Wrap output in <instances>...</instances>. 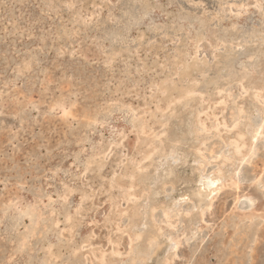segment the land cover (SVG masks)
Wrapping results in <instances>:
<instances>
[{"label":"rangeland","instance_id":"rangeland-1","mask_svg":"<svg viewBox=\"0 0 264 264\" xmlns=\"http://www.w3.org/2000/svg\"><path fill=\"white\" fill-rule=\"evenodd\" d=\"M263 88L264 0H0V264H264Z\"/></svg>","mask_w":264,"mask_h":264},{"label":"bare ground","instance_id":"bare-ground-1","mask_svg":"<svg viewBox=\"0 0 264 264\" xmlns=\"http://www.w3.org/2000/svg\"><path fill=\"white\" fill-rule=\"evenodd\" d=\"M194 55V54H193ZM190 59V58H189ZM196 60V59H195ZM194 60V62H196ZM193 62V61H192ZM188 63V62H187ZM189 63H191V62H189ZM193 64V63H192ZM192 68V67H191ZM198 68V67H197ZM193 69V68H192ZM185 71V70H184ZM181 72V71H180ZM184 73V72H183ZM188 73V72H187ZM192 73V72H191ZM191 73H189L190 75H191ZM194 73V72H193ZM182 74V73H181ZM183 75V74H182ZM189 75V76H190ZM191 77V76H190ZM194 82V81H193ZM196 82V81H195ZM197 83V82H196ZM159 84V83H158ZM166 85V84H165ZM158 87V86H157ZM190 87V86H189ZM242 87V86H241ZM246 87H247V85H246ZM224 88V87H223ZM158 89V88H157ZM163 89V88H162ZM182 89V88H181ZM199 89V88H198ZM165 90V89H164ZM186 90H188V89H186ZM200 90V89H199ZM220 90V89H219ZM243 90V89H242ZM241 90V91H242ZM252 90V89H251ZM255 90V89H254ZM263 90H264V88H263ZM162 91V90H161ZM165 92V91H164ZM196 92V91H195ZM194 92V93H195ZM216 92H217V90H216ZM220 92V91H219ZM243 92H244V90H243ZM257 92V91H256ZM225 93H228V92H225ZM241 93V92H240ZM181 94V93H180ZM199 94V93H198ZM218 94V93H217ZM229 94V93H228ZM242 94V93H241ZM219 95V94H218ZM243 95V94H242ZM258 95V94H257ZM171 96H172V94H171ZM181 96V95H180ZM189 96V95H188ZM228 96V95H227ZM230 96V95H229ZM258 97V96H257ZM177 98V97H176ZM228 98V97H227ZM259 98V97H258ZM261 98H259L258 100H260ZM174 100V99H173ZM200 100H201V97H200ZM208 101V100H207ZM264 102V101H263ZM206 103V102H205ZM204 103V104H205ZM223 103V102H222ZM262 103V102H261ZM142 104H144V103H142ZM165 104V103H164ZM201 104V103H200ZM141 105V104H140ZM139 105V106H140ZM148 105V104H147ZM185 105V104H184ZM189 105V104H188ZM191 105V104H190ZM262 105V104H261ZM218 106V105H217ZM224 106V105H223ZM183 107V106H182ZM185 107V106H184ZM214 107V106H213ZM243 107V106H242ZM234 109V108H233ZM240 109H242V108H240ZM240 109H239V111H240ZM165 110V109H164ZM167 110V109H166ZM211 110V109H210ZM224 110V109H223ZM214 111V110H213ZM216 111V110H215ZM234 111H236V110H234ZM159 112V111H158ZM201 112V111H200ZM210 112V111H209ZM197 113V112H196ZM239 113V112H238ZM220 114V113H219ZM203 115V114H202ZM146 117V116H145ZM204 118V117H203ZM235 118V117H234ZM208 119V118H207ZM209 120V119H208ZM231 120V119H230ZM260 120V119H259ZM216 121V120H215ZM214 121V122H215ZM223 121V120H222ZM217 122V121H216ZM236 122V121H235ZM163 123V122H162ZM199 123V122H198ZM222 123H224V121L222 122ZM258 123V122H257ZM165 125V124H164ZM201 125L202 124H200V127H201ZM216 125V124H215ZM214 125V126H215ZM220 125V124H219ZM161 126H162V124H161ZM202 126H205V125H202ZM210 126V125H209ZM231 126V125H230ZM229 126V127H230ZM234 126V125H233ZM218 127V126H217ZM219 127H221V126H219ZM235 127H236V125H235ZM143 128V127H142ZM230 128H232V127H230ZM203 129H205L204 127H203ZM223 129H225V127L223 128ZM143 130V129H142ZM207 130V129H206ZM235 130V129H234ZM230 131V130H229ZM197 132V131H196ZM207 132H208V130H207ZM225 132V131H224ZM259 132H261L260 131V127H258L257 129H255V131H254V136H256V134H258ZM149 133V132H148ZM162 133H164V132H162ZM180 133V132H179ZM198 133V132H197ZM142 135V134H141ZM144 135V134H143ZM142 135V136H143ZM164 135H165V133H164ZM235 135H236V133H235ZM260 135V134H259ZM124 136V135H123ZM157 136H159V134L157 135ZM163 136V135H162ZM239 136V135H238ZM238 136H236V137H238ZM161 137V136H160ZM240 137V136H239ZM239 137H238V139H239ZM244 137V136H243ZM137 138V137H136ZM166 138V137H165ZM123 139V137L121 138V140ZM120 140V141H121ZM230 140V139H229ZM171 141H172V139H171ZM119 142V141H118ZM232 142V141H231ZM234 142H236V141H234ZM253 142H254V140H253ZM113 143V142H112ZM116 143V142H115ZM228 143L230 144V141H228ZM161 144V143H160ZM175 144H176V141H175ZM236 144V143H235ZM239 144V143H238ZM112 145V144H111ZM237 145V144H236ZM241 145V144H240ZM109 146V145H108ZM235 147V150H236V146H234ZM239 147V146H238ZM245 147V146H244ZM112 148V147H111ZM109 149V148H108ZM211 149V148H210ZM240 150H241V148H239ZM238 149V150H239ZM244 149V148H243ZM164 150V149H163ZM234 150V149H233ZM209 151V150H208ZM237 151V150H236ZM156 152V151H155ZM162 152V151H161ZM187 152V151H186ZM195 152V151H194ZM201 152V151H200ZM200 152H198L199 154H201L202 155V153H200ZM213 152V151H212ZM211 152V153H212ZM164 153V152H163ZM238 153H240V152H238ZM110 154V153H109ZM109 154L107 155V156H109ZM233 154V153H232ZM217 158H218V156H217ZM245 158V157H244ZM138 159V158H137ZM210 159V158H209ZM216 158H214V160H215ZM223 159H224V157H223ZM147 160V159H146ZM235 160V159H234ZM98 161V160H97ZM143 161V160H142ZM216 161V160H215ZM226 161V160H225ZM230 161V160H229ZM129 162V161H128ZM209 162V161H208ZM228 162V161H227ZM227 162H225V163H227ZM242 163V162H241ZM89 164V163H88ZM139 164V163H138ZM138 164H137V166H138ZM200 164V163H199ZM131 165V164H130ZM201 165V164H200ZM221 165V164H220ZM89 166V165H88ZM134 166H136V165H134ZM199 166V165H198ZM119 167V166H118ZM117 167V168H118ZM200 167V166H199ZM95 168V167H94ZM93 168V169H94ZM119 170V169H118ZM146 170V169H145ZM219 172H218V174H220V170H218ZM96 173V172H95ZM131 177V176H130ZM260 177V176H259ZM126 178H128V177H126ZM217 178H218V176H215V177H212V179H211V181H210V183H212V184H210L209 186H208V189H206V191H203V190H201V188H199L198 186H193L194 187V189H192L191 191H190V195H193V196H196V195H199V194H202V196L200 197V200H201V202L202 201H204V199H206L207 200V203H206V205H207V207L206 208H211V206H212V204H213V201H214V199H213V197L211 198V196L215 193V192H217V190L219 191V190H221V188L223 187V186H216V185H218V184H216L215 185V182L217 181ZM220 179V178H219ZM130 180V179H129ZM131 182V181H130ZM230 183H231V181H230ZM221 185V184H220ZM233 186H234V183L232 184ZM232 185H230V186H232ZM238 185V184H237ZM173 186V185H172ZM180 186V185H179ZM67 187V186H66ZM65 187V188H66ZM189 187V186H188ZM132 188V187H131ZM129 190V189H128ZM223 190V189H222ZM235 190V189H234ZM70 191V190H69ZM126 191V190H125ZM124 192V191H123ZM230 192V191H229ZM183 193V192H182ZM185 193V192H184ZM218 194V193H217ZM216 194V195H217ZM86 196V195H85ZM133 196V195H132ZM128 197V196H127ZM140 198V197H139ZM138 198V199H139ZM236 198V197H235ZM237 198H238V196H237ZM126 199V198H125ZM137 199H135V201H136ZM205 200V201H206ZM237 200V199H236ZM125 201V200H124ZM128 201H129V197H128ZM130 202V201H129ZM234 202H235V200H234ZM112 203V202H111ZM133 205V204H132ZM161 205V204H160ZM203 205V204H202ZM205 205V206H206ZM115 206V205H114ZM116 207V206H115ZM214 207V206H213ZM203 208V207H202ZM117 209V208H116ZM204 211V210H203ZM185 213V212H184ZM188 213V212H187ZM201 213V215L203 216V212H200ZM23 214V213H22ZM26 214V213H25ZM204 214H206V213H204ZM136 215V214H135ZM66 216H68V215H66ZM65 216V217H66ZM78 216V215H77ZM163 216H164V214H163ZM204 217V216H203ZM67 220H68V218H66ZM113 219V218H112ZM164 219H165V216H164ZM205 219H207V218H205ZM66 220V221H67ZM153 220V219H152ZM166 220V219H165ZM176 220V219H175ZM174 220V221H175ZM113 221V220H112ZM154 221V220H153ZM169 221V220H168ZM69 222V221H68ZM110 222V221H109ZM175 222H177V221H175ZM58 223V222H57ZM56 223V224H57ZM154 223V222H153ZM162 223V222H161ZM172 223V222H171ZM58 225V224H57ZM169 225V224H168ZM172 226V225H171ZM173 226H175L174 224H173ZM117 229H118V227H117ZM119 230V229H118ZM157 230H159V229H157ZM160 231V230H159ZM115 232V231H114ZM116 232H117V230H116ZM121 233H123V232H121ZM159 233V232H158ZM164 233V232H163ZM157 234V233H156ZM165 234H167V233H165ZM114 235H116V234H114ZM117 235H119V234H117ZM136 235V234H135ZM142 235V234H141ZM141 235H138L137 237L140 239L141 238ZM134 236V235H133ZM117 237V236H116ZM119 238H120V236H119ZM154 238V237H153ZM151 239V238H150ZM88 240V239H87ZM120 240V239H119ZM138 240V239H137ZM179 240H180V238H179ZM112 241V240H111ZM115 241V240H114ZM113 241V242H114ZM116 241H118L117 239H116ZM178 241V240H177ZM122 242V241H121ZM84 243V242H83ZM130 243V242H129ZM163 243V242H162ZM116 244V243H115ZM111 245H112V242H111ZM156 245V244H155ZM163 245V244H162ZM82 246V245H81ZM115 246H117V245H115ZM178 246V245H177ZM94 248V247H93ZM118 248V247H117ZM75 249V248H74ZM73 249V250H74ZM96 248H94V250H95ZM108 249V248H107ZM103 250V249H102ZM109 250H110V248H109ZM116 250V249H115ZM176 250H177V248H176ZM181 250V249H180ZM76 251V250H75ZM98 251H100V250H98ZM154 251V250H153ZM174 251V250H173ZM182 251V250H181ZM94 252V251H93ZM109 252V251H108ZM103 253V252H102ZM113 254V253H112ZM168 254V253H167ZM52 255H54V253L52 254ZM96 255H97V253H96ZM105 255V254H104ZM110 255V254H109ZM154 255V254H153ZM172 255H174V254H172ZM93 256V255H92ZM115 256H117L116 254H115ZM122 256V255H121ZM167 256V255H166ZM178 257V256H177ZM181 257V256H180ZM90 258V257H89ZM132 258V257H131ZM166 258V257H165ZM91 259V258H90ZM101 259H102V256H101ZM93 260V259H92ZM96 260H97V257H96ZM95 260V261H96ZM98 260H100V259H98ZM166 260V259H165ZM108 261V260H107ZM118 261V260H117ZM132 261V260H131ZM103 262H104V260H103ZM102 262V263H103ZM112 262H115V261H112ZM167 262V261H166ZM166 262H164L163 264H166ZM173 262H175V260L173 261ZM99 263V262H98ZM101 263V262H100ZM101 263V264H102ZM105 263V262H104ZM118 263V262H117ZM133 263H134V261H133ZM177 263V262H176ZM107 264H108V262H107Z\"/></svg>","mask_w":264,"mask_h":264}]
</instances>
